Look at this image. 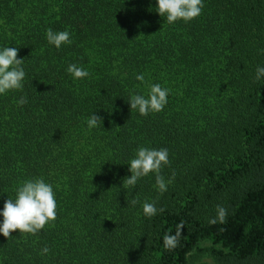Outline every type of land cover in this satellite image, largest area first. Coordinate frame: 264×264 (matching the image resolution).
Wrapping results in <instances>:
<instances>
[{
	"label": "trees",
	"instance_id": "trees-1",
	"mask_svg": "<svg viewBox=\"0 0 264 264\" xmlns=\"http://www.w3.org/2000/svg\"><path fill=\"white\" fill-rule=\"evenodd\" d=\"M203 3L169 24L156 0H0V50L19 48L26 72L0 94V211L33 178L57 202L36 235L0 233V264H264V0ZM49 28L73 42L57 49ZM73 63L90 76L74 79ZM157 83L164 109L131 110ZM139 147L168 150L165 192L155 174L123 187ZM144 202L163 211L147 217Z\"/></svg>",
	"mask_w": 264,
	"mask_h": 264
},
{
	"label": "clouds",
	"instance_id": "clouds-1",
	"mask_svg": "<svg viewBox=\"0 0 264 264\" xmlns=\"http://www.w3.org/2000/svg\"><path fill=\"white\" fill-rule=\"evenodd\" d=\"M157 12L160 16L166 17L169 24L183 20L185 23L198 18L203 11V0H156ZM46 39L49 44L59 49L62 45H70L73 41L71 33L67 30L53 31L47 29ZM19 48L4 47L0 50V94H6L8 91L22 90L26 72L23 68L24 59L18 58ZM67 72L74 79H84L90 76V73L82 66L77 64H69ZM264 77V67H257L256 80L259 81ZM138 81L144 82L143 74L137 75ZM170 90L162 87L160 84H153L147 97L140 94L130 95V109L138 110L142 116L149 113H158L167 105V98ZM27 103L26 97H21L18 101L19 105ZM89 129L102 125V117L93 113L87 120ZM170 164L169 152L166 148L150 149L147 147H139L136 151L135 158L130 161L131 172L130 177L123 180L124 188H134L138 180L149 174H155L156 186L163 193L167 190V185L171 180L165 181L161 174L162 168ZM174 178V174H173ZM138 197H134L129 201L132 206L139 203ZM143 213L147 217H152L158 211L155 202H144ZM227 210L222 206H217V219L223 222L226 218ZM3 223L0 224V233L7 239L11 238V233L18 230L21 234L36 235L40 230L44 229L47 224L55 222L57 219V202L53 186L46 183L41 178H33L24 181L17 189L15 199L8 198L4 202ZM210 223H215L216 219H211ZM178 235L164 236V246L168 249L178 246ZM50 249L44 247L41 250L42 255L48 254Z\"/></svg>",
	"mask_w": 264,
	"mask_h": 264
}]
</instances>
